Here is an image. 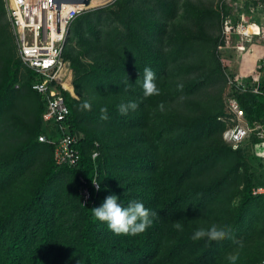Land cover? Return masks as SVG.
I'll return each instance as SVG.
<instances>
[{
	"label": "trees",
	"instance_id": "1",
	"mask_svg": "<svg viewBox=\"0 0 264 264\" xmlns=\"http://www.w3.org/2000/svg\"><path fill=\"white\" fill-rule=\"evenodd\" d=\"M257 3L242 11L261 23L262 9L250 12ZM7 15L0 0V264L262 262L264 195L253 189L264 186V172L256 180L252 167L264 160L253 152L255 138L237 150L228 145L219 120L228 81L221 11L199 0H114L76 18L62 87L65 125L80 137L74 166L58 164L56 145L40 140L61 132L43 118L46 101L32 88L35 72L18 55ZM146 67L158 95H143ZM234 94L251 123L264 121L263 93ZM130 101L137 108L121 115L118 106ZM112 194L142 201L156 213L152 225L115 234L92 212ZM212 223L225 235L192 238Z\"/></svg>",
	"mask_w": 264,
	"mask_h": 264
},
{
	"label": "built area",
	"instance_id": "2",
	"mask_svg": "<svg viewBox=\"0 0 264 264\" xmlns=\"http://www.w3.org/2000/svg\"><path fill=\"white\" fill-rule=\"evenodd\" d=\"M9 20L13 34L18 45V55L23 64L35 72L32 88L39 92L46 101V110L43 118L46 122L57 124L60 136L57 139H48L46 135L40 136L41 141H47L56 145L55 160L58 164L76 165L80 160V152L76 147L80 137L71 134L65 122L70 113L66 103L62 87L66 85L63 74L67 67L64 52L68 45L70 27L76 18L88 6L81 4H62L61 9H51V0H6ZM262 9V10H261ZM261 10L264 20V1L258 0L256 5L250 6V12ZM263 11V12H262ZM242 22H238L236 29L239 34L252 37L255 34L264 35V22L248 23L245 15L241 14ZM227 29L234 28L232 14L225 18ZM228 32V31H227ZM253 39H249L252 41ZM256 52L245 58L247 63L255 60L254 65L260 64L258 70H240L233 75L228 73L227 89L224 95V114L219 120L225 123L223 131L224 141L233 149H239L243 144L251 141L253 152L264 160V121L251 123L244 112L234 91H251L263 93L260 87L263 78L264 54ZM99 155V151L93 153V158ZM96 190L100 188L97 180H94ZM98 184V185H97ZM85 202L91 197L88 188L82 190ZM255 195H264V186L254 187ZM260 264H264V259Z\"/></svg>",
	"mask_w": 264,
	"mask_h": 264
},
{
	"label": "clouds",
	"instance_id": "3",
	"mask_svg": "<svg viewBox=\"0 0 264 264\" xmlns=\"http://www.w3.org/2000/svg\"><path fill=\"white\" fill-rule=\"evenodd\" d=\"M155 80L156 74L151 68L146 67L144 69V79L142 84L143 95L145 97L159 94V88ZM90 107L91 105L89 103L83 104L84 109H90ZM136 108L137 104L132 101L121 103L118 106L121 115H127L129 110H135ZM100 112L101 119L107 120L108 109L102 107ZM92 212L96 219L106 223L107 227L115 234L132 236L140 234L150 227L153 223L151 217L156 215L155 212H151L146 208L142 201L138 199H129L127 204H125L116 194L107 196L100 206L92 209ZM205 233L210 237L225 235L223 228H218L215 223H212L209 224L207 229L203 227L197 228L193 232L192 238L196 239Z\"/></svg>",
	"mask_w": 264,
	"mask_h": 264
},
{
	"label": "rangeland",
	"instance_id": "4",
	"mask_svg": "<svg viewBox=\"0 0 264 264\" xmlns=\"http://www.w3.org/2000/svg\"><path fill=\"white\" fill-rule=\"evenodd\" d=\"M114 0H94L93 8H99L102 6H106L110 3H112ZM201 3L205 5H212L213 7L217 8L219 11H221L223 21L221 23V29H222V35L225 40L224 45L219 46V52L223 59V62L225 65H227L226 74L231 72H238L240 70H251L254 67H256L258 70L260 69V64L258 66L254 65V59L252 58V62L247 63L245 61V58L249 56V54L256 52L258 54H264V35L261 34H255L252 37L245 36L243 34H239V32L236 29V25L238 22H242V19L240 18L241 14L245 15V21L248 23L255 22L254 20H250L248 18V14L245 11H242L244 9V5L249 0H199ZM228 5L233 8V14L232 17H238L237 20L234 19V28L233 29H227L225 24V15L223 12V6ZM231 15V14H230ZM7 18L9 20V14L7 15ZM264 22V20H263ZM228 31V32H227ZM216 34H220V31L217 30ZM249 39H253L252 41H249ZM259 55V56H260ZM26 72V68L22 65L21 68V77L24 76V73ZM227 85L224 88L223 96L226 93ZM255 175L256 180H262L261 173L264 172V164H257L256 166L253 165L252 167Z\"/></svg>",
	"mask_w": 264,
	"mask_h": 264
},
{
	"label": "water",
	"instance_id": "5",
	"mask_svg": "<svg viewBox=\"0 0 264 264\" xmlns=\"http://www.w3.org/2000/svg\"><path fill=\"white\" fill-rule=\"evenodd\" d=\"M92 0H51V9H61L62 4H81L93 8Z\"/></svg>",
	"mask_w": 264,
	"mask_h": 264
},
{
	"label": "bare ground",
	"instance_id": "6",
	"mask_svg": "<svg viewBox=\"0 0 264 264\" xmlns=\"http://www.w3.org/2000/svg\"><path fill=\"white\" fill-rule=\"evenodd\" d=\"M93 3H94V0H92L91 4L93 5Z\"/></svg>",
	"mask_w": 264,
	"mask_h": 264
}]
</instances>
